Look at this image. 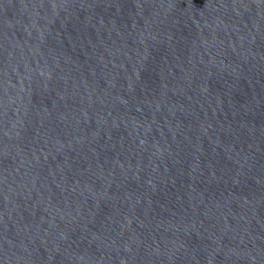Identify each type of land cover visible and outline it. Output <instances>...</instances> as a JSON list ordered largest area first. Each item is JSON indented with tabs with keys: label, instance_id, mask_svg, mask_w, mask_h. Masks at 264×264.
<instances>
[{
	"label": "water",
	"instance_id": "1",
	"mask_svg": "<svg viewBox=\"0 0 264 264\" xmlns=\"http://www.w3.org/2000/svg\"><path fill=\"white\" fill-rule=\"evenodd\" d=\"M0 264H264V0H0Z\"/></svg>",
	"mask_w": 264,
	"mask_h": 264
}]
</instances>
